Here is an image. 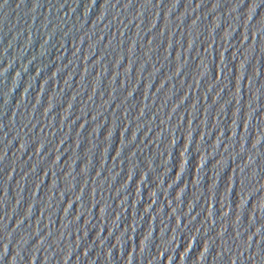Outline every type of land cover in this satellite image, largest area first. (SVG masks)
Returning <instances> with one entry per match:
<instances>
[{
    "label": "water",
    "instance_id": "water-1",
    "mask_svg": "<svg viewBox=\"0 0 264 264\" xmlns=\"http://www.w3.org/2000/svg\"><path fill=\"white\" fill-rule=\"evenodd\" d=\"M0 264H264V0H0Z\"/></svg>",
    "mask_w": 264,
    "mask_h": 264
}]
</instances>
